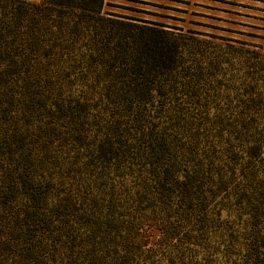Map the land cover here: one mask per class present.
Returning <instances> with one entry per match:
<instances>
[{
	"label": "trees",
	"instance_id": "trees-1",
	"mask_svg": "<svg viewBox=\"0 0 264 264\" xmlns=\"http://www.w3.org/2000/svg\"><path fill=\"white\" fill-rule=\"evenodd\" d=\"M105 2L0 0V264H264V51Z\"/></svg>",
	"mask_w": 264,
	"mask_h": 264
},
{
	"label": "rangeland",
	"instance_id": "rangeland-1",
	"mask_svg": "<svg viewBox=\"0 0 264 264\" xmlns=\"http://www.w3.org/2000/svg\"><path fill=\"white\" fill-rule=\"evenodd\" d=\"M103 14L264 51V0H106Z\"/></svg>",
	"mask_w": 264,
	"mask_h": 264
},
{
	"label": "crops",
	"instance_id": "crops-1",
	"mask_svg": "<svg viewBox=\"0 0 264 264\" xmlns=\"http://www.w3.org/2000/svg\"><path fill=\"white\" fill-rule=\"evenodd\" d=\"M264 47V46H263Z\"/></svg>",
	"mask_w": 264,
	"mask_h": 264
}]
</instances>
